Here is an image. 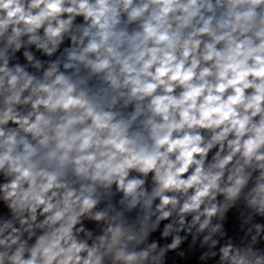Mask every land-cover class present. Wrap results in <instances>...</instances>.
I'll list each match as a JSON object with an SVG mask.
<instances>
[{
    "label": "clouds",
    "instance_id": "1",
    "mask_svg": "<svg viewBox=\"0 0 264 264\" xmlns=\"http://www.w3.org/2000/svg\"><path fill=\"white\" fill-rule=\"evenodd\" d=\"M0 264H264V0H0Z\"/></svg>",
    "mask_w": 264,
    "mask_h": 264
}]
</instances>
